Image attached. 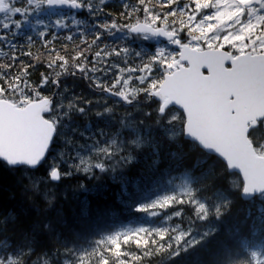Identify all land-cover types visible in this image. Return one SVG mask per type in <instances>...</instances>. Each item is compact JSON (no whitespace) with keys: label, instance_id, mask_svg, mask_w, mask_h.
I'll return each instance as SVG.
<instances>
[{"label":"snow or ice","instance_id":"1","mask_svg":"<svg viewBox=\"0 0 264 264\" xmlns=\"http://www.w3.org/2000/svg\"><path fill=\"white\" fill-rule=\"evenodd\" d=\"M105 5L106 0H0V59L7 61L0 63V159L34 173L44 168L43 175L25 177L29 186H21L30 202L43 195L51 208L55 200L51 182L79 174L98 179L97 170L117 180L122 174L118 170L130 165L133 153L147 146L153 165L163 157L185 179L178 190L145 196L137 211L154 218L169 207L187 204L194 215L187 226H182L183 220L167 223L186 215L179 208L165 215L161 224L122 227L100 234L87 248L65 244L62 253L40 246L38 236L55 231L50 222L42 229L33 225L21 230L14 240L3 233L15 218L0 215V264H130L162 252L169 258L195 253L216 238L214 220L224 216L237 197L259 200V214L249 211L235 234L230 233L231 240L218 241L206 264H264V0H184L183 4L180 0H120L124 11L119 17L105 12ZM83 10L105 19L83 31L76 18ZM43 12L49 16L35 21L43 26L37 36L48 49L46 67L55 75L41 73L40 88L51 82L61 89L62 75L79 72L102 96L117 98L115 103L134 109L155 104L154 111H129L117 120L114 107L101 100L95 102V116L109 125L118 123L116 133L105 139L103 129L93 131L86 125L81 131L72 126L77 116L93 110V101L70 93L66 84L53 93L55 99L41 95L29 83V69L35 64L21 59L31 58L32 52L19 47V30L30 16ZM52 15L58 18L53 21ZM60 30L67 33L68 42L79 38L75 55L67 44L59 51L55 48ZM117 33L143 34L145 39L163 36L175 50L159 47L148 53L126 44L104 43L102 37ZM32 42L33 37L27 36V43ZM93 48L98 50L89 68L87 54ZM101 63L104 68L96 66ZM157 71L159 75L154 76ZM97 72L116 76L108 85ZM133 78L139 87L129 89ZM66 128L85 143L73 144L66 138L65 146L72 145V154L54 156ZM231 170L240 182L232 181L231 188H225ZM41 185L46 192L41 193ZM12 231L16 232L15 225ZM133 246L140 255L131 251Z\"/></svg>","mask_w":264,"mask_h":264},{"label":"trees","instance_id":"2","mask_svg":"<svg viewBox=\"0 0 264 264\" xmlns=\"http://www.w3.org/2000/svg\"><path fill=\"white\" fill-rule=\"evenodd\" d=\"M153 2L155 3L156 0H153ZM163 10L166 11L167 9ZM104 11L119 17L120 12L124 11V9L121 5L108 3L104 6ZM104 19L100 15H97L95 18L86 19L79 27L81 30L87 31L92 27L94 21L102 23ZM66 34L62 30L58 31L59 38L55 41V48L59 51L63 45L67 44L69 52L75 55V52L79 50L77 48V45L80 44L79 38L74 36V41L68 42L64 39ZM27 36L26 34H22L17 37V41L21 49L32 52L31 58L21 56V59L25 64H36L34 68L29 69L31 73L29 83L35 87L40 83L41 73L48 74L51 72L54 76L55 70L46 67L49 58L48 49L43 46L41 40L33 39L32 44L29 45L27 43ZM136 37L137 35L135 34L125 36L124 33H117L113 37L105 36L102 39L104 43L111 46L126 44L138 51L142 50L148 53L155 51V45L151 43L136 45L134 39ZM9 38L11 39V37ZM80 47H83V45H80ZM97 50L93 48L87 54V67L93 65L94 52ZM64 54L61 51V55ZM6 62L5 59H0V63ZM158 75V71L154 73V76ZM114 79L112 74H108L105 77V83L110 85ZM82 81H80L81 84H84L82 87L89 90L86 80L83 79ZM46 95L49 94L44 93V96ZM150 110L154 111L151 107ZM146 119L150 124L152 123L151 119ZM94 124L96 128L107 126L106 122L97 119L94 120ZM172 150H175L174 145ZM165 155H168V153L165 152ZM134 157L130 165L118 170L122 174L117 180H113L111 175L101 174L97 170L98 179L78 176L75 179L70 178L69 181L64 180L66 184L63 180V184L61 181L55 182L56 184L53 182L55 185L51 183L54 187L58 185L56 187L57 190L55 188V200L51 208L48 207L47 200L43 198V195L33 197L30 202L21 186L22 184L29 186V180L25 179V177L43 175L44 168H40L38 172L34 173L24 167H9L0 160V215L8 214L9 217L15 218L14 221L9 220V231L3 233V235H8L12 239L18 240L21 230H29L33 225H39L42 229V225L45 222H50L54 226L55 231L43 232L39 235L40 246L45 249L56 248L62 253L65 244L69 247L83 246L87 248L91 241L98 238L100 234L110 233L118 226H135L140 223L158 225L163 223L162 216H158L150 221L146 220V214L137 211V208L145 196L152 197L155 192H165L169 189L178 190L181 178L184 175L175 167H169L168 162L163 157L159 164L153 165L154 157L151 155V149L147 146L134 152ZM211 159L215 160L216 157L212 156ZM193 163H195V159H193ZM221 172H223V168H221ZM234 176L235 174L228 175L227 182L224 183L223 187L231 188V178ZM80 185L84 187L81 188ZM40 191L44 193L43 188ZM243 201L238 197L232 199V203L228 209L229 213L227 212L219 220H216L218 224L216 238L211 240L206 249H201L195 253L191 251L187 254L181 253L179 257L171 258L168 257L167 253L162 252L157 255L142 257L139 262L130 261V264H206L210 259V252L216 249L218 241L231 240L232 236L230 233L235 234L236 229L241 227V222L245 220L249 211L253 213V216L259 214V200ZM179 208L187 209L184 210L186 215L181 218L173 217L167 223L175 224L183 220L184 224L182 226H187L189 217H193L194 215L189 205L169 207L164 213H172ZM14 225L16 226V232L12 231ZM131 251L137 255L141 254L134 246L131 248Z\"/></svg>","mask_w":264,"mask_h":264},{"label":"rangeland","instance_id":"3","mask_svg":"<svg viewBox=\"0 0 264 264\" xmlns=\"http://www.w3.org/2000/svg\"><path fill=\"white\" fill-rule=\"evenodd\" d=\"M108 3H111V4H116V5H120V0H106V4H108ZM184 3V0H180V4H183ZM175 7H177L176 5H175ZM84 12H85V17H82V16H79L78 14H77V16H76V18L78 19V20H80L81 21V24H83L84 23V19H88L89 17L90 18H95L97 15H95V16H92V15H89L88 14V12L86 11V10H84ZM49 16V13L48 12H43V13H41L40 14V16H36V15H32V16H30L29 17V20H28V22L27 23H24L23 24V26H22V28L19 30L22 34H26V35H31L32 37H33V39H40L38 36H37V33L40 31V30H42V28H43V26L42 25H38V24H36L35 23V21L37 20V19H40V18H46V17H48ZM56 18H58L56 15H52L51 16V19L54 21ZM15 19L16 20H20L21 19V17L20 16H16L15 17ZM180 19H186V16H184V17H180ZM197 19H199V17H197ZM45 22H47V20L45 21ZM80 24V25H81ZM21 34V35H22ZM125 34V33H124ZM129 34H125V36H128ZM135 39V42H136V45H138V44H144V43H151V44H154L155 45V50L157 49V48H159V47H165V48H167V49H169V50H174L175 48L173 47V45H170L169 43H164V42H161V41H159L158 39H156V38H154V37H151V36H149L147 39H145L144 38V36H141V35H137V37L136 38H134ZM110 59H112V60H115V58L113 57V58H110ZM97 67H101V68H104L105 67V65L103 64V63H101V64H97L96 65ZM121 66H123V65H121ZM91 67H93V65H90V67L89 68H91ZM80 73L79 72H77V74H76V76H67V78H65V79H62L61 81H62V86H61V89H58V91H61L62 89H63V86L66 84L67 86H68V88H69V86H70V88H69V92L70 93H74L75 91V95H78L79 93L78 92H80V94L77 96V97H81L83 100H91V101H93V105H92V111H90L89 113H88V115L87 116H77L76 118H75V123H74V126H76V127H79L80 128V130L81 131H83L84 129H85V126L86 125H91L90 127L92 128V130L93 131H95L97 128H100V129H103L104 131H105V133H107V135L104 137L105 139H108L111 135H113L114 133H116L118 130H119V125H118V123H114V124H111V125H109V124H107V126L106 127H104V128H101V127H97L96 128V126H95V124H94V120H96L97 118H96V116H95V111L96 110H98L95 106H96V104H95V102L96 101H101V100H105V101H107V103L109 104V105H111V106H113L114 107V111H115V113L117 114V120L119 119V116L120 115H123V114H125V113H127V112H129V111H132V112H140V113H143L146 109V111L145 112H148V111H150V112H153L152 110H149V108L150 107H142V106H138L137 108H133L132 106H131V108L130 107H127V106H124L123 105V103H115V100L114 99H110L109 97H107V98H105L106 96H102L101 94H99V93H97L98 92V90L97 89H95L94 87H92V86H89V84H88V86H89V90H87V89H84L83 87H81V85L82 84H78L80 81H82L83 79L84 80H86V82L88 83L90 80L88 79V78H85V77H83V76H81V75H79ZM108 74H112V76L115 78V76H116V73L115 72H111V73H108ZM107 74V75H108ZM93 74L92 73H89V76H92ZM96 76H101V78L104 80V82H105V77L107 76V75H102V73H100V72H97L96 74H95ZM81 76V77H80ZM61 77H63V75L61 76ZM72 78H74L75 79V81H74V79H72ZM80 79V80H79ZM63 80H67L65 83L63 82ZM72 80V81H71ZM76 80L78 81V82H76ZM75 82V83H74ZM72 83V84H71ZM81 83V82H80ZM90 83H91V81H90ZM71 84V85H70ZM78 84V85H77ZM39 85H40V83H39ZM39 85H37V86H35V87H37L38 88V90L40 91V93H41V95H43L44 96V93L45 94H48V92L49 93H53L54 92V90L56 89L54 86V88L52 87V85H51V82H49V84L47 85V86H45V87H43V88H40L39 87ZM51 87H50V86ZM72 85H74V86H72ZM91 85V84H90ZM77 86V87H76ZM49 87H50V89H49ZM81 87V88H80ZM128 87H129V89H132V88H135V87H139V85L137 84V82L135 81V78H134V80L133 81H131V82H129V85H128ZM51 88H53L52 90H51ZM93 88V89H92ZM78 90V92H77V90ZM80 90V91H79ZM78 93V94H77ZM94 94H95V96H94ZM65 95H67V94H65ZM49 96H50V94H49ZM48 96V97H49ZM105 98V99H103V98ZM85 98V99H84ZM99 98V99H98ZM96 99V100H95ZM111 100V101H110ZM66 102V101H65ZM147 103V102H146ZM113 104V105H112ZM121 107V108H120ZM95 108V109H94ZM143 108L145 109V110H143ZM151 108H153V110L156 108V105L155 106H151ZM120 109H122L121 111H119ZM124 109V110H123ZM130 109V110H129ZM132 109V110H131ZM117 111H119V112H117ZM141 118H143V119H145V122L146 123H148V124H150L149 123V121H147V119L146 118H144L143 116H141ZM77 119V120H76ZM81 121V122H80ZM91 121V122H90ZM77 122V123H76ZM85 123V124H84ZM89 123V124H88ZM97 125V124H96ZM93 126V127H92ZM170 135L171 134H169V137H170ZM66 138H70L72 141H73V144H75L77 141L79 142V144H81V145H83L84 144V142H85V140L82 138V137H80L78 134L77 135H73V134H71V132H70V129L69 128H66L65 129V135L64 136H61V138H60V140L58 141V142H56L57 144V146H56V149H55V151H54V153H53V155L55 156L57 153H61V154H63V153H68V154H72V145H67V146H65V143H64V141H65V139ZM58 147V148H57ZM133 155H134V153H133ZM63 158H67V157H63ZM31 176H33V175H31ZM78 176H83L82 174H79ZM70 179V178H69ZM69 179H65V180H69ZM184 179H185V177L183 176L182 178H181V181H180V185H182L183 184V182H184ZM232 181H236L237 183H239L240 182V177H239V175L238 174H235V176L234 177H232L231 178V182ZM51 183H53V182H51ZM54 184V183H53ZM44 189V192H46L47 191V188L44 186V185H41V188L40 189ZM51 188H52V191H53V193L55 192L54 190H55V187L53 186H51ZM54 189V190H53ZM232 191H234L235 189H231ZM168 214H171V213H162V217H163V220H164V216L165 215H168ZM156 217H154V218H148L147 217V215L145 216V219L146 220H148V221H150V220H153V219H155ZM214 223H215V225H216V228H217V221L216 220H214ZM142 223H140V224H138V225H122V226H118L116 229H114L113 231H115V230H117V229H120V228H122V227H127V226H131V227H136V226H139V225H141ZM143 225H147L146 223H143Z\"/></svg>","mask_w":264,"mask_h":264},{"label":"bare ground","instance_id":"4","mask_svg":"<svg viewBox=\"0 0 264 264\" xmlns=\"http://www.w3.org/2000/svg\"><path fill=\"white\" fill-rule=\"evenodd\" d=\"M147 45H149V44H147ZM149 47H150V46H149ZM151 47H152V46H151ZM36 59H37V58H36ZM38 61H40V60H38ZM43 61L46 62V60H44V59H43ZM70 62H71V61H70ZM35 65H36V64H35ZM95 74H96V73H95ZM79 75H81V74H79ZM81 76H82V75H81ZM81 76H80V77H81ZM72 79H74V78H72ZM79 80H80V79H79ZM102 80H103V79H102ZM64 81H65V80H63V82H64ZM66 81H67V80H66ZM66 81H65V82H66ZM71 81H72V80H71ZM74 81H75V79H74ZM103 81H104V80H103ZM65 82H64V83H65ZM67 82H68V81H67ZM76 82H78V81L76 80ZM82 82H83V81H82ZM130 82H131V81H130ZM68 83H69V82H68ZM74 83H75V82H74ZM66 84H67V83H66ZM71 84H72V83H71ZM71 84H70V85H71ZM78 84H81V83L79 82ZM78 84H77V85H78ZM88 84H89V86H91V85H90V84H91L90 81L88 82ZM67 85H68V84H67ZM82 85L84 86V84H82ZM82 85H81V87H82ZM49 86H50V85H49ZM61 86H62V85H61ZM72 86H74V85H72ZM50 87H51V86H50ZM50 87H49V89H50ZM52 87H53V86H52ZM76 87H77V86H76ZM81 87H80V88H81ZM53 88H54V87H53ZM53 88H51V90H52ZM69 88H70V86H69ZM83 88H84V87H83ZM92 89H93V88H92ZM76 90H77V89H76ZM79 91H80V90H79ZM75 92H76V91H75ZM75 92H74V93H75ZM77 92H78V90H77ZM74 93H73V94H74ZM78 93L80 94V92H78ZM78 93H77V94H78ZM48 94L51 95V93H49V92H48ZM66 94H67V93H66ZM79 94H78V95H79ZM99 94H100V93H99ZM78 95H76V96H78ZM46 96H49V95H46ZM94 96H95V94H94ZM102 98H103V97H102ZM105 98H107V97H105ZM105 98H103V99H105ZM84 99H85V98H84ZM98 99H99V98H98ZM110 99H111V98H110ZM95 100H96V99H95ZM93 101H94V100H93ZM104 101H105V100H104ZM110 101H111V100H110ZM106 102H107V101H106ZM95 104H96V103H95ZM112 105H113V104H112ZM95 107H96V106H95ZM152 107H153V105H152ZM120 108H121V107H120ZM130 108H131V107H130ZM138 108H139V107H138ZM94 109H95V108H94ZM139 109H140V108H139ZM121 110H122V109H120L119 111H121ZM123 110H124V109H123ZM129 110H130V109H129ZM131 110H132V109H131ZM143 110H145V109L143 108ZM146 110H147V109H146ZM146 110H145V111H146ZM149 110H150V108H149ZM119 111H117V112H119ZM145 111H144V112H145ZM148 112H150V111H148ZM139 113H140V112H139ZM76 120H77V119H76ZM80 122H81V121H80ZM90 122H91V121H90ZM104 122H105V121H104ZM74 123H75V122H74ZM76 123H77V122H76ZM84 124H85V123H84ZM88 124H89V123H88ZM72 126H74V124H73ZM90 126H91V125H90ZM92 127H93V126H92ZM78 128H79V127H78ZM102 128H103V127H102ZM79 129H80V128H79ZM57 142H58V141H57ZM56 144H57V143H56ZM57 148H58V147H57ZM68 179H69V178H68ZM74 179H75V177H74ZM79 180H80V179H79ZM63 181H64V180H63ZM63 181H61L62 184H63ZM68 181H69V180H68ZM64 182H65V181H64ZM71 182H72V181H71ZM54 183H55V182H54ZM67 183H68V182H67ZM55 184H56V183H55ZM55 184H54V185H55ZM62 184H61V185H62ZM65 184H66V182H65ZM70 185H72V184H70ZM70 185H69V186H70ZM51 186H52V185H51ZM57 186H58V185H57ZM57 186H56V187H57ZM64 186H65V185H64ZM52 187H53V186H52ZM56 187H55V188H56ZM58 189H59V188H58ZM53 190H54V189H53ZM56 190H57V188H56ZM54 191H55V190H54ZM52 192H53V191H52ZM57 192H58V191H57ZM58 193H59V192H58ZM55 194H56V193H55ZM65 197H66V196H65ZM242 201H243V200H242ZM243 202H244V201H243ZM184 210H187V209H184ZM228 213H229V212H228ZM226 214H227V213H226ZM224 219H225V218H224ZM223 221H224V220H223ZM142 224H143V223H142ZM185 225H186V224H185ZM217 225H218V224H217ZM221 229H222V228H221ZM218 233H219V232H218Z\"/></svg>","mask_w":264,"mask_h":264},{"label":"water","instance_id":"5","mask_svg":"<svg viewBox=\"0 0 264 264\" xmlns=\"http://www.w3.org/2000/svg\"><path fill=\"white\" fill-rule=\"evenodd\" d=\"M65 10H67V9H65ZM81 12H82V11H79L78 13H81ZM157 38H160L161 40L168 42V40H167L166 37L159 36V37H157ZM203 71H204L205 74H207V70H206V69H204ZM50 98H53V99H54V95H53L52 97H50ZM129 106H131V105H129ZM46 115H47V114H46ZM0 160H2V159H0ZM11 167H13V166H11ZM15 168H18V167H15ZM231 171H232V173H235L234 170H231Z\"/></svg>","mask_w":264,"mask_h":264}]
</instances>
